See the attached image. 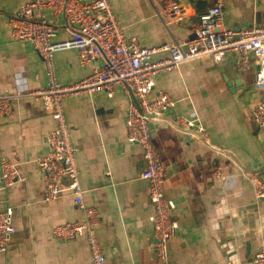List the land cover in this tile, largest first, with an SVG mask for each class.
I'll return each mask as SVG.
<instances>
[{"label": "crops", "instance_id": "0c3cea01", "mask_svg": "<svg viewBox=\"0 0 264 264\" xmlns=\"http://www.w3.org/2000/svg\"><path fill=\"white\" fill-rule=\"evenodd\" d=\"M28 1L0 0V94L49 85L46 65L33 43L16 40L8 26L9 17ZM110 1L128 36L158 48L154 60L170 55L162 49L165 44L193 38L194 24L215 3ZM171 2L185 4L187 15L168 22L159 17L157 12ZM36 15L64 23L50 10ZM224 15L225 26L234 32L264 25V0H225ZM71 38L62 28L53 41ZM238 55L230 51L221 63L191 60L155 76V90L168 92L175 101L168 115L150 122L152 140L169 170L166 195L176 204L172 216L179 223L168 263L155 254L150 184L141 177L143 151L128 140L129 96L119 87L111 98L97 91L63 99L85 202L101 214L96 230L106 264H256L253 258L264 235V201L256 199L247 174L264 180V125L253 117L262 93L255 86V69H238ZM55 63L58 80L67 84L89 76L103 60L81 65L78 49L71 47L56 51ZM173 116L198 118L220 150L178 131ZM55 126L36 99L15 101L13 112L0 118V160L7 158L19 168V178L7 188L0 177V210L13 207L16 227L9 249L0 253V264L90 261L85 236L58 239L53 234L57 224L84 220L71 192L45 199L46 183L35 159L49 151L47 132ZM216 169L225 178L215 177Z\"/></svg>", "mask_w": 264, "mask_h": 264}, {"label": "built area", "instance_id": "2783aa9c", "mask_svg": "<svg viewBox=\"0 0 264 264\" xmlns=\"http://www.w3.org/2000/svg\"><path fill=\"white\" fill-rule=\"evenodd\" d=\"M224 5L225 0H215L194 24L195 37L184 43L175 41L165 44L162 49L168 50L170 55L159 60L152 58L158 48L143 46L136 37L126 34L110 0H30L9 17L8 26L13 37L19 41L32 42L44 61L49 85L43 88L25 87L14 93L0 94V118L13 112L15 101L36 99L43 102L55 120L56 126L47 132L49 151L38 156L35 161L46 183L45 199L54 200L69 191L84 214L82 221L57 224L53 234L58 239L85 236L90 249V261L85 264H106V255L96 230L101 214L98 208L85 202L78 149L72 142L63 99L97 91H104L111 98L119 87L129 96L130 107L126 117L128 140L132 144H139L143 151L145 169L141 177L150 184V200L154 207L150 219L155 254L158 260L168 263L169 245L177 235L179 223L172 216L176 204L166 195L169 170L152 140L150 122L168 115L175 101L168 92L155 90V76L195 59L206 58L213 63H221L228 52L236 51L239 54L237 67L240 71L255 69V86L262 93V98L253 110V117L257 124L264 125V25L234 32L225 26ZM43 10H50L55 16L62 17L64 23L38 17L36 12ZM157 14L168 22L185 17L187 10L185 4L171 2ZM62 28L68 29L72 38L54 42L53 38ZM71 47L78 49L81 65L98 59H102L103 63L94 68L89 76L65 84L57 78L55 52ZM171 119L178 131L220 150L213 145L207 129L198 118L173 116ZM214 174L215 177L225 178L219 169ZM0 177L3 188L13 185L19 178L18 165L1 158ZM247 178L254 187L256 199L264 201V180L256 173H248ZM15 231L13 207L8 206L0 210V253L9 249ZM253 262L264 264V235Z\"/></svg>", "mask_w": 264, "mask_h": 264}, {"label": "water", "instance_id": "95a60500", "mask_svg": "<svg viewBox=\"0 0 264 264\" xmlns=\"http://www.w3.org/2000/svg\"><path fill=\"white\" fill-rule=\"evenodd\" d=\"M192 37H195V33L192 34Z\"/></svg>", "mask_w": 264, "mask_h": 264}]
</instances>
